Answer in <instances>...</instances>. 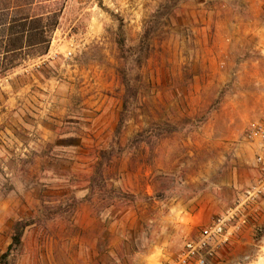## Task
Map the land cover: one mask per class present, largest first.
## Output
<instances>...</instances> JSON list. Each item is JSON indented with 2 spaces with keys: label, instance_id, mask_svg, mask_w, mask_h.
Listing matches in <instances>:
<instances>
[{
  "label": "rangeland",
  "instance_id": "obj_1",
  "mask_svg": "<svg viewBox=\"0 0 264 264\" xmlns=\"http://www.w3.org/2000/svg\"><path fill=\"white\" fill-rule=\"evenodd\" d=\"M263 111L264 0H67L0 75V264H171L219 218L207 264H264Z\"/></svg>",
  "mask_w": 264,
  "mask_h": 264
},
{
  "label": "trees",
  "instance_id": "obj_2",
  "mask_svg": "<svg viewBox=\"0 0 264 264\" xmlns=\"http://www.w3.org/2000/svg\"><path fill=\"white\" fill-rule=\"evenodd\" d=\"M66 1L0 0V75H6L28 61L48 54ZM118 45L122 54L132 51L126 45L122 29L118 35ZM20 243L21 231L18 224L13 242L2 260Z\"/></svg>",
  "mask_w": 264,
  "mask_h": 264
},
{
  "label": "built area",
  "instance_id": "obj_3",
  "mask_svg": "<svg viewBox=\"0 0 264 264\" xmlns=\"http://www.w3.org/2000/svg\"><path fill=\"white\" fill-rule=\"evenodd\" d=\"M255 153V161L264 174V111L262 116L252 122L246 132ZM226 220L219 218L213 225L201 230L197 239L187 243L186 249L171 264H207V256L211 245L224 238Z\"/></svg>",
  "mask_w": 264,
  "mask_h": 264
}]
</instances>
